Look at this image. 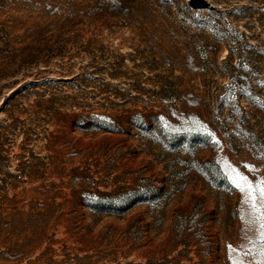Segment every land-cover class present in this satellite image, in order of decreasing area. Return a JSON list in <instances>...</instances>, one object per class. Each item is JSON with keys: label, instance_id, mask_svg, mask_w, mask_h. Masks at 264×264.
<instances>
[{"label": "rangeland", "instance_id": "1", "mask_svg": "<svg viewBox=\"0 0 264 264\" xmlns=\"http://www.w3.org/2000/svg\"><path fill=\"white\" fill-rule=\"evenodd\" d=\"M262 181L264 0H0V264H264Z\"/></svg>", "mask_w": 264, "mask_h": 264}, {"label": "snow or ice", "instance_id": "2", "mask_svg": "<svg viewBox=\"0 0 264 264\" xmlns=\"http://www.w3.org/2000/svg\"><path fill=\"white\" fill-rule=\"evenodd\" d=\"M240 179L247 180V177L241 176ZM237 187H241V185L237 184ZM248 187L251 189L250 183L248 184ZM259 192H260L261 197H264V181L261 182ZM253 199H255V197H253ZM257 211H259V209H257ZM261 216H262V218H264V213H261ZM261 228H264V223L261 224ZM261 238L264 239V233H262Z\"/></svg>", "mask_w": 264, "mask_h": 264}]
</instances>
